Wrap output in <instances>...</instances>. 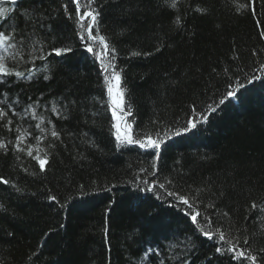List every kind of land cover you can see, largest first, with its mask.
Returning a JSON list of instances; mask_svg holds the SVG:
<instances>
[{
	"label": "trees",
	"instance_id": "16d2710c",
	"mask_svg": "<svg viewBox=\"0 0 264 264\" xmlns=\"http://www.w3.org/2000/svg\"><path fill=\"white\" fill-rule=\"evenodd\" d=\"M94 6L122 70L116 115L133 141L160 147L116 139L102 67L111 56L87 51L73 0H5L0 31L14 26L19 41L7 66L25 76L0 75V178L9 181L0 182V264H241L217 229L264 264V209L251 208L264 205V0ZM53 48L71 50L47 55ZM18 129L30 133L24 151Z\"/></svg>",
	"mask_w": 264,
	"mask_h": 264
},
{
	"label": "snow or ice",
	"instance_id": "6c2138e0",
	"mask_svg": "<svg viewBox=\"0 0 264 264\" xmlns=\"http://www.w3.org/2000/svg\"><path fill=\"white\" fill-rule=\"evenodd\" d=\"M4 2H5V0H0V4H3ZM10 2L12 4H16L17 0H10ZM73 2L76 4L77 23H78L79 28H80L79 39L82 42H84V46L86 47L87 51L89 53H93L94 56H97L101 59H103L104 56H111V59L109 60L108 64L102 65V67H103L104 79H105V82L107 85V92H108L109 97L111 98V103L113 106V116L117 120V124L115 126L116 127V139L118 141H121L122 143H129V144L130 143H137L142 148H152V149L159 148L160 143L158 142V140L152 139L151 137H148L143 141H141V140L133 141L131 139L130 135H126L123 137V140L121 139L120 122L123 120V116L116 115V112H117V110L122 111L121 105L123 103V92L119 90V85H120V81H121V71L122 70H117L115 63L113 62L115 59V55H114L115 49L110 48L108 43L106 42L105 37L102 35H99L97 18L100 15V12L98 11L97 7L94 6L95 0H83L84 11L82 14L80 12L82 0H73ZM165 3H168L169 7L175 9L177 7L178 0H171V3H169V0H165ZM65 7H67V6H65ZM242 7H244V5H241V8ZM8 13H9V9L0 8V17H4L5 20H7L9 18ZM176 23L177 24L180 23L179 17H177ZM3 27H4V24L0 23V28H3ZM10 27L13 28L11 35H9L8 32H6V31H0V49L3 50V52L0 53V75H2L4 77H7L9 75H15L16 77L23 78L25 76L24 72L16 71L13 73L11 71V69L7 66L5 54H7L9 52V49L16 48V43H13V41H17V43H19V41L17 40V34L15 33V30H14V26L10 25ZM93 45L102 46L103 53L101 54V53L95 52ZM70 50L71 49H68V48H64V49L53 48L52 52L47 53V55H51V54L55 53V55L59 56L62 53L70 51ZM157 51H159V48H157ZM139 54L140 53H132V55H139ZM47 55H45L41 58L46 60ZM11 59L16 60L17 56L15 54H11ZM20 59H22V57H20ZM45 68H47V65H45ZM29 71H31V70H29ZM28 78L31 79V76H29ZM48 78H49L48 76H44V79H48ZM235 94H236V90L228 91L226 93V98L233 97ZM224 102L225 101L223 99L220 101L221 104H223ZM72 103H74V101ZM52 111L55 112L57 115L61 114L55 105H53ZM209 111H215V108H210ZM127 114L128 113H124V115H127ZM3 115H5V113L3 112V109H0V116H3ZM202 116H203V120L206 121L207 115L202 114ZM9 123H10V121H9ZM188 123L190 124L191 128L197 127V123L194 122L193 120H189ZM37 127H40V125L38 124ZM126 127L130 128L131 126L128 125ZM188 130H189L188 127H185L184 131L187 132ZM17 131L20 132L19 129ZM50 134H51V136L59 139L60 134L56 130L53 129ZM177 134H179V133H177ZM25 135H30V133L20 132V134L17 137V148L20 151H24L23 148L19 147V145H20V142H22L24 140ZM0 149L7 151L8 144L3 142V141H0ZM27 154L29 156H33V152L31 151V149H28ZM34 159L38 162L40 169L44 170L45 165L47 164V159L41 158L40 155H35ZM0 182H3L5 184L9 183V181L3 180V178H0ZM159 187L163 188L164 186L159 185ZM168 195L169 196H176V198L183 205L188 206V208L191 210L192 204L190 203L189 198H187L185 196H178L176 193H168ZM51 199L55 200V197H51ZM258 207H260L261 209H264V205L258 206L255 202H253L251 204L252 209H257ZM189 214H190L191 220L194 223L197 222V217L200 215V213L197 211L194 214H191V212ZM225 215H227V214H225ZM202 234L204 236L208 237L209 239H212L214 236L213 232L207 231V230H202ZM215 235L218 236L219 241H224L226 244L229 245V247L226 249V251L233 254V256H232L233 259H239L241 261V264H243V262L245 260H251L253 262V264H256L257 257L255 255H251L250 250L248 251L247 254L244 250L237 251L236 245L233 244L231 241L227 240L225 231H221L220 229H217ZM244 244H248L247 238L244 239ZM216 251L221 252L222 249L220 247H218L216 249ZM262 251H264V250H262Z\"/></svg>",
	"mask_w": 264,
	"mask_h": 264
}]
</instances>
